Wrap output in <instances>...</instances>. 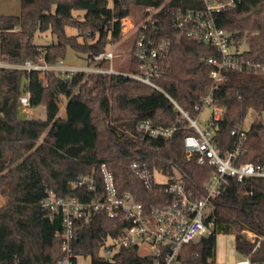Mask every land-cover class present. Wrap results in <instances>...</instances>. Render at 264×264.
Listing matches in <instances>:
<instances>
[{"label": "trees", "instance_id": "trees-1", "mask_svg": "<svg viewBox=\"0 0 264 264\" xmlns=\"http://www.w3.org/2000/svg\"><path fill=\"white\" fill-rule=\"evenodd\" d=\"M132 7L154 9L160 37L171 41L156 79L163 92L120 73L80 71L65 78L54 70L28 74L0 68V196L5 198L0 206V264H59L65 256L57 236L62 214L45 210L42 202L49 192L91 199L95 193L76 186V180L94 176L101 188L103 164L120 193H132L147 207L161 198L159 186L149 189L135 164L141 170L147 167L151 175L155 170L170 176L179 172L188 188L200 195L213 174L212 166L188 157L184 138L196 131L165 95L196 119V106L212 90L213 67L207 59L219 58V53L176 26L179 11H202L203 0H21L18 15H0V62L23 64L43 55L46 63L55 65L71 48L89 67L108 70L110 61L96 57L119 40L122 19ZM214 22L237 46L247 42L246 60L264 61V0H237L236 7L215 13ZM69 29L76 33L69 34ZM46 32L56 42L36 44L35 35ZM138 69L139 62L130 57L128 70L122 72ZM225 76L212 96L213 104L223 109L220 120L209 122L215 143L228 152L244 132L242 161L264 165V70L229 71ZM24 94L31 109L46 108V119L19 116ZM64 96L65 118L59 116ZM250 112L257 116L246 130ZM142 120L178 130L170 139L152 138L137 130ZM209 220L211 234L183 247V264H215L217 235L235 227L254 235L249 239L236 234L237 252L252 264H264V180L229 178L212 200ZM124 226L120 219L96 214L72 242L75 261L82 256L90 257L91 264H156L136 246L121 248L111 259L101 256L107 237L121 235Z\"/></svg>", "mask_w": 264, "mask_h": 264}, {"label": "built area", "instance_id": "built-area-1", "mask_svg": "<svg viewBox=\"0 0 264 264\" xmlns=\"http://www.w3.org/2000/svg\"><path fill=\"white\" fill-rule=\"evenodd\" d=\"M205 9L202 11H179L176 26L195 40L214 47L219 58L210 57L207 63L213 67L211 78L213 86L210 93L203 98L202 103L196 106L198 114L205 105L212 109V121L222 118L223 109L213 104V90L226 79L229 71L264 70V61H249L243 57L244 49L237 46L231 35L217 27L214 14L237 6V0H203ZM143 17L139 26L132 25L134 40L131 46V57L139 62L137 73L116 71L113 67L114 51L101 53L96 60L106 59L111 68H75L65 64L63 59L55 65L45 62L43 55L37 61H27L23 64L0 62V68L31 71L54 70L65 78H71L80 71L120 73L147 84L159 91L156 79L163 72L162 58L169 52L171 41L159 35V17L152 8H142ZM127 18V17H126ZM125 19V18H124ZM122 19L121 26L124 25ZM163 92V91H162ZM176 110L190 123L196 134L184 138V146L188 157L197 156L199 165H210L214 172L204 185L200 195L189 189L179 172L174 176H165L162 170H155L150 174L147 167L142 170L138 165V175L145 178L149 189L159 186L161 198L150 207L136 200L130 192L120 193L116 187L112 172L103 164L101 166L103 183L99 187L94 176H80L76 186L84 187L86 191L94 192V196L86 200L76 196L56 197L49 192L42 202V207L54 213H61L63 228L57 236L61 241L65 256L59 264H78L75 261L72 242L76 240L78 231L89 224L98 213H104L112 219H120L125 223L123 232L117 237L108 236L101 248V256L111 259L121 248L136 246L142 256H152L156 264H183L179 256L186 244L200 240L211 234L213 223L209 220L212 211V200L228 185L229 178L239 182L248 179L264 180V165L243 162L246 154L243 148L244 132H241L236 147L228 152H222L215 143L214 130L211 124L206 129L199 127L197 120L184 111L168 94ZM22 112L30 113V98L24 94L20 98ZM137 130L152 138L170 139L178 130L177 126H154L150 120H142ZM232 134H236L233 131ZM156 173L167 177L164 181L155 178ZM167 197V198H166ZM250 233V232H249ZM251 235V233H250ZM254 237V235L252 234ZM77 258V257H76ZM233 264H252L248 258H241Z\"/></svg>", "mask_w": 264, "mask_h": 264}, {"label": "rangeland", "instance_id": "rangeland-1", "mask_svg": "<svg viewBox=\"0 0 264 264\" xmlns=\"http://www.w3.org/2000/svg\"><path fill=\"white\" fill-rule=\"evenodd\" d=\"M21 10V0H0V15L1 14H10L15 15L18 14ZM143 17V9L138 7H132L131 12L127 18L124 19V25L122 26L121 34L119 40L109 45L108 51H114L115 60L113 62V67L116 71H127L129 60L131 57V46L134 40V29H132V25L136 27L140 25ZM69 34H75L76 30L69 29ZM34 42L38 45H48L53 42H56L55 36H53L50 32L46 33H37L34 37ZM242 48L246 50L248 48V44L245 41ZM65 64L69 67L75 68H90L88 66L87 60L83 55L77 54L71 48H68ZM66 104L67 98L62 97V101L60 104V113L59 116L65 118L66 117ZM19 116L22 118L28 119H46V108L44 106H40L30 110V113L26 114L20 110ZM256 113L250 112L245 119L244 129H249L251 124L256 117ZM197 123L200 128L206 129L209 126V122L212 120V109L208 105H205L198 117L196 118ZM168 176L169 174H165ZM155 178L158 181H164L167 177L156 173ZM5 202V198L0 196V206ZM244 233L247 235L249 239H253L252 233L248 231H241L239 228H233V232L228 234H218L217 235V245L215 249V264H233L235 261L241 259V255L236 250V234ZM33 250L37 252V246L33 245ZM144 253V252H143ZM140 252V255H143ZM78 264H91L90 257H79Z\"/></svg>", "mask_w": 264, "mask_h": 264}, {"label": "crops", "instance_id": "crops-1", "mask_svg": "<svg viewBox=\"0 0 264 264\" xmlns=\"http://www.w3.org/2000/svg\"><path fill=\"white\" fill-rule=\"evenodd\" d=\"M19 13H20V12H19ZM19 13H18V14H19ZM18 14H15V15H18ZM1 15H3V14H1ZM4 15H5V14H4ZM6 15H10V14H6ZM241 258H242V257H241Z\"/></svg>", "mask_w": 264, "mask_h": 264}]
</instances>
